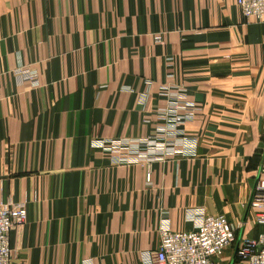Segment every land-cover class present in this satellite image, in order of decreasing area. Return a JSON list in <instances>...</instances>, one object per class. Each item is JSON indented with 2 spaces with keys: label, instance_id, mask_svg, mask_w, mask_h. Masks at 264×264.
<instances>
[{
  "label": "crops",
  "instance_id": "1",
  "mask_svg": "<svg viewBox=\"0 0 264 264\" xmlns=\"http://www.w3.org/2000/svg\"><path fill=\"white\" fill-rule=\"evenodd\" d=\"M180 91L198 108L194 157L123 164L92 147L155 134ZM258 179L264 22L236 0H0V201L28 212L13 264H142L161 220L190 232L197 211L235 229L217 264H244L238 248L264 232Z\"/></svg>",
  "mask_w": 264,
  "mask_h": 264
},
{
  "label": "built area",
  "instance_id": "2",
  "mask_svg": "<svg viewBox=\"0 0 264 264\" xmlns=\"http://www.w3.org/2000/svg\"><path fill=\"white\" fill-rule=\"evenodd\" d=\"M245 18L264 22V0H236ZM25 82L39 86V74L29 69L19 70ZM168 94V93H167ZM171 98L168 107L160 112L163 126L156 133L134 143L117 140H94L92 147L108 153L130 154L117 163L133 164L143 160H164L167 156L194 157L197 154V139L185 135L183 126L195 119L197 106L191 103L184 91ZM148 183L151 175L147 176ZM250 208L256 210V222L264 227V179H258ZM195 228L190 232H173L169 221L161 220L160 245L155 251L143 254L142 264H217V257L236 242L233 226L223 215L194 213ZM28 217L25 203L0 201V264H13L16 257L11 248V233L25 224ZM237 256L244 264H264V232L257 240H244ZM83 264H94L85 260Z\"/></svg>",
  "mask_w": 264,
  "mask_h": 264
}]
</instances>
